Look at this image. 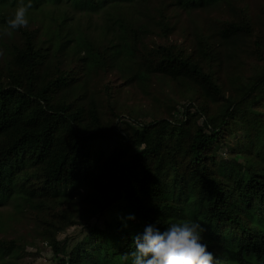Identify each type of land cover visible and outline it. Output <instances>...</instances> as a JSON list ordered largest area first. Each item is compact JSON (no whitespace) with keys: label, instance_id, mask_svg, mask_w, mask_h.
I'll list each match as a JSON object with an SVG mask.
<instances>
[{"label":"trees","instance_id":"1","mask_svg":"<svg viewBox=\"0 0 264 264\" xmlns=\"http://www.w3.org/2000/svg\"><path fill=\"white\" fill-rule=\"evenodd\" d=\"M151 1L32 0L46 22L0 44V206L11 200L49 224L54 264H129L124 254L145 224L185 219L205 228L215 264H264L262 27L236 0H171L187 13L231 11L184 46L170 40L176 17L151 11ZM18 2L0 0V24ZM252 56L261 64L242 73ZM154 80L191 93L184 118L142 123L129 112L132 124L119 127L112 95L124 85L147 94ZM226 134L238 148L228 161L216 148ZM116 205L103 225L87 221L70 251L55 240ZM128 213L136 218L122 227L117 215ZM11 253L0 239V260Z\"/></svg>","mask_w":264,"mask_h":264},{"label":"rangeland","instance_id":"2","mask_svg":"<svg viewBox=\"0 0 264 264\" xmlns=\"http://www.w3.org/2000/svg\"><path fill=\"white\" fill-rule=\"evenodd\" d=\"M238 7H243L248 11L254 23L258 27H262V32L259 34L261 39V49L264 56V0H236ZM17 5H10L3 8V15L7 18L11 16ZM47 7V5H45ZM70 10L68 14L77 16L81 11L75 10L67 6ZM156 8H164L167 14H172L176 17L177 29L170 40L181 42L184 46L193 43L194 29L198 27L208 28L222 21L231 19V11L227 8L210 9L208 11H192L185 12L179 8L171 6V0H152L150 9L154 12ZM79 17V16H78ZM6 18V19H7ZM46 22L43 13L40 10H29V24L26 27L29 30L38 29ZM5 23L0 24L3 27ZM21 29V28H20ZM20 29L11 34L0 32V44L9 41L10 43H18L20 41ZM187 36V37H186ZM158 36H154V40H158ZM254 40H250L252 49ZM2 48V47H1ZM4 48V47H3ZM2 54L0 53V59ZM256 63L261 64L260 59L254 56L248 57L242 67V73H251L256 66ZM113 83H120L119 78L113 74L111 77ZM183 86L178 83L157 81L154 80L150 86L149 92L143 94L138 87H130L124 85L119 94L114 93L112 96L119 104L116 105V111L120 112L119 127L123 126V122L132 124L128 119L129 112L138 121L147 123L159 119L161 117H171L183 119V110L189 102L191 93L183 91ZM107 108V107H106ZM200 124L202 119H197ZM220 142L217 145L218 158L221 160L233 159L234 151H238L235 135H222L219 138ZM237 161L234 166L241 169L239 161L242 157L239 154L235 155ZM120 205L113 206L111 209L104 210L103 215L97 218L96 214L85 219H77L70 226L63 228L55 234V240L61 246H65L66 251H70L83 237L87 234V221L90 223L97 221L103 225L107 220L115 214L116 209ZM0 216L4 220V224L0 229V239H2L6 247H11L12 253L5 255L4 260H0V264H54L57 259L53 252V247L50 245L48 238L49 224L43 219L35 217V213L27 210L20 211L13 202L9 200L0 206ZM46 240L48 243L43 242ZM58 255H63L59 252ZM255 264H262L256 262Z\"/></svg>","mask_w":264,"mask_h":264},{"label":"clouds","instance_id":"3","mask_svg":"<svg viewBox=\"0 0 264 264\" xmlns=\"http://www.w3.org/2000/svg\"><path fill=\"white\" fill-rule=\"evenodd\" d=\"M31 8L32 0H19L5 25L0 27V32L11 34L26 27ZM135 218L134 213L117 215L122 227H127V222ZM204 231L205 228L198 221L191 219L170 222L163 229L155 220L133 235L134 248L124 254V259L129 264H215L214 254L204 242Z\"/></svg>","mask_w":264,"mask_h":264}]
</instances>
